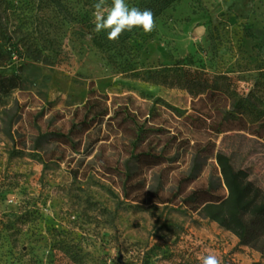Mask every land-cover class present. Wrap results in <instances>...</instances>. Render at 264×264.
Listing matches in <instances>:
<instances>
[{"label":"rangeland","instance_id":"obj_1","mask_svg":"<svg viewBox=\"0 0 264 264\" xmlns=\"http://www.w3.org/2000/svg\"><path fill=\"white\" fill-rule=\"evenodd\" d=\"M96 2L0 0L7 44L20 55L0 71L24 77L0 106V264H200L209 252L222 264H264L262 250L200 211L227 189L207 138L193 147L206 124L182 121L196 91L110 62L81 33ZM155 21L151 33L132 31L138 70L192 56L229 92L264 94V0H174ZM89 96L132 102L139 121L181 129L191 142L170 149L174 159L139 161L133 120L118 126L124 116L110 113L83 130L95 112ZM216 147L264 186V138L230 130Z\"/></svg>","mask_w":264,"mask_h":264},{"label":"trees","instance_id":"obj_2","mask_svg":"<svg viewBox=\"0 0 264 264\" xmlns=\"http://www.w3.org/2000/svg\"><path fill=\"white\" fill-rule=\"evenodd\" d=\"M174 0H143L136 5L141 10L150 9L154 18L160 15ZM94 20L81 28L82 35L90 34L93 43L106 53L108 60L114 64L124 65L123 71L144 80L178 85L196 91L198 96L193 102V111L183 118V122L190 121L194 128L197 124H206L205 134L194 138V148L207 138V149L215 157L220 170V178L226 186L227 193L219 198H206L199 204L200 211L208 218L218 221L222 226L237 234L242 244H248L264 252V186L251 177L250 170L238 167L231 153L224 149H217V138L222 132L230 130H245L264 138V94L257 88L240 94L238 91L229 92L220 87L216 76L205 67L194 66L195 60L190 57H179L174 63L160 67H150L138 70L131 63V32L125 31L119 41H109L107 31L97 34L94 31ZM0 65L12 61L20 56L13 44L7 40L12 38L5 30L0 18ZM24 83V77L19 72L10 74L0 71V106L7 103L8 96ZM93 94V93H92ZM230 96H236L231 109H226L231 102ZM89 96L86 105L95 108L94 116L87 121H81L87 130L99 124L111 113L109 119L123 115L118 122L122 126L125 120H133L137 141L143 146L136 154L139 161L149 164L160 163L167 159L178 157L171 153L176 144L190 143L191 137H183L182 130L167 127L163 122L151 123L150 118L139 121L138 110L133 103L116 106L105 99ZM153 111V110H152ZM151 112V111H150ZM154 112V111H153ZM153 112L152 115H153ZM144 114V113H143ZM64 135V133H61ZM195 134H192L194 137ZM137 143V142H136ZM199 150V149H198ZM196 150V151H198ZM195 151V152H196Z\"/></svg>","mask_w":264,"mask_h":264},{"label":"clouds","instance_id":"obj_3","mask_svg":"<svg viewBox=\"0 0 264 264\" xmlns=\"http://www.w3.org/2000/svg\"><path fill=\"white\" fill-rule=\"evenodd\" d=\"M93 8L94 31L97 34L107 31L109 41H119L125 31L131 32L134 28H142L146 34L156 29L154 13L150 9L130 7L126 0H111L110 6L107 0H97ZM198 260L200 264H222L218 255L212 252L199 256Z\"/></svg>","mask_w":264,"mask_h":264}]
</instances>
